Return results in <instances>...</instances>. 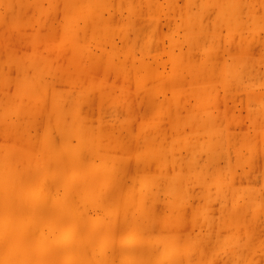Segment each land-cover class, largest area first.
Wrapping results in <instances>:
<instances>
[{"label": "rangeland", "instance_id": "obj_1", "mask_svg": "<svg viewBox=\"0 0 264 264\" xmlns=\"http://www.w3.org/2000/svg\"><path fill=\"white\" fill-rule=\"evenodd\" d=\"M3 183L0 264H264V0H0Z\"/></svg>", "mask_w": 264, "mask_h": 264}, {"label": "bare ground", "instance_id": "obj_2", "mask_svg": "<svg viewBox=\"0 0 264 264\" xmlns=\"http://www.w3.org/2000/svg\"><path fill=\"white\" fill-rule=\"evenodd\" d=\"M28 164H31L30 161H28ZM29 175L28 173L25 174L24 177V181H29ZM19 189H17V191H13V187L12 184H0V197L4 198L5 203H9L12 201L13 204L16 205L17 203V198L20 196L19 200H18V204L20 203V199L22 198V194H18ZM11 195V197H10ZM17 197V198H16ZM24 202L27 203V209H23L21 206L20 209V215H16V217H14V223L12 225V227H16L18 225H23L24 228L28 231V234H31V236L27 235V240H30L32 245H37L40 246L39 248H41L42 250L47 251L48 247H52L54 243H52V241H54V239H57L59 233H56L55 231L57 228V225H51V226H43L47 227V235L42 234V232L38 233L39 239L38 237L35 235L37 227H39V222L35 221V216H37L39 218V216L41 215V213H38L35 204L28 202L26 199L24 200ZM29 215V216H28ZM15 216V215H14ZM28 216L26 219L25 217ZM17 223V224H16ZM2 227H4L3 229L0 230V236H6L8 235V220L5 217V220L2 224ZM16 240L14 241V245L17 250H21L23 254H26L27 250H26V246H25V242L26 240L23 237L20 236H15ZM75 237L72 236V234L68 233V236H65L64 238L60 237V239L57 241V243H63L61 245H57L56 246H62V247H66L68 248L67 252H74V255H78L83 257V254L86 253L87 251H89L91 249V243L89 242H80L77 239H74ZM2 244L3 242H7L9 244H12V241L10 239H3L1 240ZM133 243L132 240H125L122 241L121 244L124 245H131ZM84 259V257H83ZM95 260L97 261V259L95 258ZM72 259L71 257H67L66 258V264H71ZM92 262H93V256H92ZM16 263V262H15ZM18 263V262H17ZM19 264V263H18Z\"/></svg>", "mask_w": 264, "mask_h": 264}, {"label": "crops", "instance_id": "obj_3", "mask_svg": "<svg viewBox=\"0 0 264 264\" xmlns=\"http://www.w3.org/2000/svg\"><path fill=\"white\" fill-rule=\"evenodd\" d=\"M224 20L229 22L230 19H229L228 15L225 17ZM256 21L258 22V26H259L261 20L259 18H257L256 16H253V26L256 25ZM210 50L213 51L211 48H210Z\"/></svg>", "mask_w": 264, "mask_h": 264}]
</instances>
